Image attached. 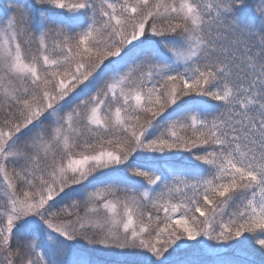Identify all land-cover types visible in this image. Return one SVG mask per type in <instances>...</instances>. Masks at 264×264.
I'll return each instance as SVG.
<instances>
[{
    "label": "snow or ice",
    "instance_id": "snow-or-ice-1",
    "mask_svg": "<svg viewBox=\"0 0 264 264\" xmlns=\"http://www.w3.org/2000/svg\"><path fill=\"white\" fill-rule=\"evenodd\" d=\"M0 264H264V0L0 4Z\"/></svg>",
    "mask_w": 264,
    "mask_h": 264
},
{
    "label": "rangeland",
    "instance_id": "rangeland-1",
    "mask_svg": "<svg viewBox=\"0 0 264 264\" xmlns=\"http://www.w3.org/2000/svg\"><path fill=\"white\" fill-rule=\"evenodd\" d=\"M3 3H5V0H0V4H3Z\"/></svg>",
    "mask_w": 264,
    "mask_h": 264
},
{
    "label": "trees",
    "instance_id": "trees-1",
    "mask_svg": "<svg viewBox=\"0 0 264 264\" xmlns=\"http://www.w3.org/2000/svg\"><path fill=\"white\" fill-rule=\"evenodd\" d=\"M257 259H259V257H257Z\"/></svg>",
    "mask_w": 264,
    "mask_h": 264
}]
</instances>
